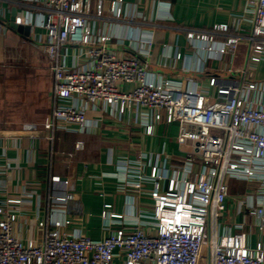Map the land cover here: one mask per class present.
Segmentation results:
<instances>
[{
  "label": "built area",
  "instance_id": "obj_1",
  "mask_svg": "<svg viewBox=\"0 0 264 264\" xmlns=\"http://www.w3.org/2000/svg\"><path fill=\"white\" fill-rule=\"evenodd\" d=\"M39 2L44 36L36 41L45 45L53 77L50 137L56 131L93 134L107 117L131 116L140 108L147 135L153 133L154 122L178 123L176 142L186 152V163H198L201 169L194 179L186 165L175 166L168 180L154 175L153 211H140L132 226L108 227L110 234L99 241L81 232L69 236L63 230L72 222L65 216L45 226L40 242H23L14 235L20 201L10 198L0 204V264H204L206 253L209 264H264V105L251 97L257 84L222 81L214 101L192 81L184 88L154 75L149 64L155 32L144 28L149 26L144 13L124 0L114 2L108 18L102 0ZM246 12L253 32L250 60L257 64L264 56V0H246ZM110 20L117 23L115 29L107 27ZM100 22L106 31L99 29ZM227 29L188 31L190 44L201 52V63L193 70L202 72L203 55ZM237 42L230 38L225 46L234 52ZM184 58L182 52L176 57ZM128 85L132 91L125 89ZM130 171L122 169L126 177ZM145 180L141 176L134 189ZM231 180L250 187L247 212L263 235L254 249L245 247L241 236L217 233ZM57 187L67 191L69 182ZM71 200L74 195L66 192L54 195L51 205ZM110 209L105 206L103 219L114 222Z\"/></svg>",
  "mask_w": 264,
  "mask_h": 264
},
{
  "label": "crops",
  "instance_id": "obj_2",
  "mask_svg": "<svg viewBox=\"0 0 264 264\" xmlns=\"http://www.w3.org/2000/svg\"><path fill=\"white\" fill-rule=\"evenodd\" d=\"M102 1L105 17H112V5L118 0ZM129 4L144 13L149 23L144 28L155 32L149 64L154 75L184 88L192 81L214 101L220 97L222 81L255 83L257 89L251 97L264 105V56L257 64L250 60L253 32L246 0H124V5ZM0 17L4 28L0 33V204L10 198L20 201L15 237L40 242L48 223L68 216L72 223L64 232L69 236L81 232L99 241L110 230L134 225L140 211H153L156 181L150 178L154 175L162 174L168 180L174 176L175 166L186 165L195 178L201 166L186 163V152L176 142L178 123L154 122L153 133L147 135L140 108L131 116L107 117L97 132L84 139L62 131L50 137L47 125L52 117L53 77L45 45L36 41L44 36L41 3L0 0ZM12 18L22 28H29V36L11 28ZM116 24L107 21V27ZM104 25L100 22L99 29L104 30ZM216 26H227V32L216 35L211 50L203 55L202 72L193 70L201 63V52L190 44L188 31ZM230 38L238 39L234 52L225 46ZM180 52L185 55L183 60L176 59ZM125 89L132 91L133 85ZM79 142L83 144L77 149ZM125 167L131 170L127 177L122 173ZM184 174L179 171L177 175ZM141 176L146 180L136 190L134 185ZM63 181L69 182L67 191L57 187ZM125 186L129 189L124 190ZM249 190L245 182H229L217 233L220 237L241 236L245 247L254 249L263 235L247 212ZM66 192L74 200L53 207L51 198ZM106 205L111 206L115 223L103 219ZM208 258L207 253L204 264H209Z\"/></svg>",
  "mask_w": 264,
  "mask_h": 264
},
{
  "label": "water",
  "instance_id": "obj_3",
  "mask_svg": "<svg viewBox=\"0 0 264 264\" xmlns=\"http://www.w3.org/2000/svg\"><path fill=\"white\" fill-rule=\"evenodd\" d=\"M11 28L14 29L15 31H19L20 33L25 34L26 36H29V28H22L21 26L17 25L15 18L11 19Z\"/></svg>",
  "mask_w": 264,
  "mask_h": 264
},
{
  "label": "rangeland",
  "instance_id": "obj_4",
  "mask_svg": "<svg viewBox=\"0 0 264 264\" xmlns=\"http://www.w3.org/2000/svg\"><path fill=\"white\" fill-rule=\"evenodd\" d=\"M88 136H89V134H86V133H81V134L78 135V137H79L80 139L87 138ZM206 255H207V253H206Z\"/></svg>",
  "mask_w": 264,
  "mask_h": 264
}]
</instances>
